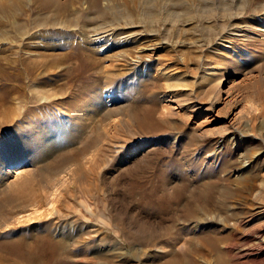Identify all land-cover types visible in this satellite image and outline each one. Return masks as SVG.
Segmentation results:
<instances>
[{
    "label": "rangeland",
    "instance_id": "obj_1",
    "mask_svg": "<svg viewBox=\"0 0 264 264\" xmlns=\"http://www.w3.org/2000/svg\"><path fill=\"white\" fill-rule=\"evenodd\" d=\"M61 2L67 8L59 19L71 18L70 25L38 28L31 5L18 13L35 34L31 59L39 51L48 62L53 53L68 59L54 67L46 61L41 76L22 75L20 114L0 118V241L28 239L44 225L57 232L84 227L94 255L107 249L112 264H181L170 236L168 248L146 246L134 231L143 222L167 225L170 217L178 219L171 237L182 225L194 227L181 216L184 203L196 202L190 192L164 205L166 178L169 191L176 183L188 191L215 184L212 200L224 202L207 203L198 224L223 228L224 239L214 251L197 247L190 264H220L219 257L264 264V0ZM107 26L115 31L93 43L92 32ZM138 29L149 35L123 38ZM143 44L155 50L140 65L113 60ZM107 67L119 74L110 82ZM24 192L43 215L21 206L30 205ZM248 245L251 256H242Z\"/></svg>",
    "mask_w": 264,
    "mask_h": 264
},
{
    "label": "bare ground",
    "instance_id": "obj_2",
    "mask_svg": "<svg viewBox=\"0 0 264 264\" xmlns=\"http://www.w3.org/2000/svg\"><path fill=\"white\" fill-rule=\"evenodd\" d=\"M68 1L72 2L74 0H68ZM30 5L32 9L38 12L35 16L38 19L35 20V23L37 24L38 28L47 27V26L49 27L57 26L59 25V23L62 22L70 25V21H71V18H67L64 21L59 19V17L64 14L67 8L64 2H61V0H0V118L3 120V122L4 121L7 122L8 120L13 119V116H15L16 114L14 111H16L17 109L19 110L18 112H21V108H23L22 107L23 104L21 103H23L24 100V95H22L24 91L22 93L20 92L21 89L19 85L22 82L21 80L22 75L24 74H27V76L30 74L40 75L41 70L38 73L37 70L42 68L43 63L45 65L47 64L46 61L48 62V60L45 59L47 58V56L42 51H39V54L36 55L37 57H34L32 59L30 57L33 51L29 50V45L30 47L38 46L37 42L33 45L31 44V42H33L31 41V39L35 36V34L28 27H26L25 20H23L21 16H18L19 12H25L26 10L25 7ZM51 6H53L54 8L49 9V7ZM60 26H64V25H60ZM113 30L114 28L110 26L95 29L92 32V36H91L92 42L100 43L103 40V38L106 37L107 34L113 33ZM148 35H149L148 32L138 29L134 33L125 35L123 38H125L130 43L135 41L136 39L137 40L135 42H138V40H142L146 38ZM154 50L155 47H153L151 44H143L137 46L136 49L134 50L135 52L133 51L134 53L119 50L117 51V53L111 55L113 57V60L115 61L119 60V63L121 64L129 63L134 66H138L143 62L144 55L152 54ZM50 59H52L51 60L52 62L49 61L48 66L54 67L56 66L57 63L61 61V59H68V58L64 53H56V54L53 53L51 54ZM85 65H87V62ZM18 66H21V71H18L19 70ZM108 66L111 68L114 67V65H108ZM109 67L107 68L109 69ZM111 68L109 69V71L111 70ZM109 71L106 77L109 79L110 82L111 79L114 78V76H118L119 74L117 72L111 73V71L110 72ZM11 80L14 83L11 82ZM112 93H113L112 90H108L107 93H105V95H107V97H110ZM39 94L40 93H38V95ZM39 96L41 97L40 98L41 100L46 99V95L40 94ZM13 103L15 104V106H13ZM180 106L182 107L184 106V104L183 105L181 104ZM19 114L20 113H18V115ZM18 115L16 114V116ZM230 135H233V133L231 132ZM229 138L232 139L233 137L230 136L228 137V139ZM140 165L142 164L140 163ZM139 166L137 169L141 168ZM142 168L140 169L141 171ZM21 171L22 170H18L16 171V173L19 174ZM23 181L25 182V180ZM140 183L138 181H135V189L138 188V184ZM162 184L164 185V187L166 186L162 191L163 192L162 196L164 200L163 203L164 205H166L167 208L170 207L169 200L171 201V203L173 201L179 202L184 198L186 192L191 193L192 201H196V202L184 203L182 206L183 212L181 216L184 217V221L188 222L192 220L194 222V227L191 228L186 224L182 225L183 227H180V230L178 229V232L176 233L174 232L176 235L174 234L175 236L171 237L173 234L172 224L174 225L177 224L176 223V221L178 220L177 217L174 219H172L171 217L167 218L166 220H169V223H167V225L164 226L161 224V222H154V223L143 222L138 225H135L134 231L138 235L144 237V239H142L143 241L149 243L146 244V246H150V245L156 246L158 244H161L162 248H166V247L168 248L167 240H169V236H170V240H171L170 244L174 245L182 252V257L180 258L181 262L179 261L181 264L191 263L192 257L190 256V254H192V252L197 250V247L201 249L205 248L207 250H213V251L217 250L219 241H221V239L224 237L222 234V232H224L222 231L223 228L221 227L222 229H219L218 227H213L209 223L198 225L200 222L202 223L204 220L202 216L207 209L206 208L207 203L214 202L213 205L215 206L218 205L216 207H224V202L218 204V201L212 200L213 193L216 191L215 190L216 185L202 184L201 186H198L195 189H191L190 191H188L187 183L183 182V183H176L171 187V190L169 191L170 187H168V179L166 180L165 178L164 181L162 180ZM24 185L22 184V187ZM151 192H153V190ZM25 194L26 193L24 192V195ZM25 196L27 197V199L29 198V196L27 195ZM35 199L31 201V199L29 198L28 201H30L29 202L30 205L27 204L26 201L25 204L23 200H20L22 201V203L25 204L21 206L23 207L32 206L34 208V212L33 213L31 212V214H34L35 216L38 215L40 217L41 215H43V213L41 212L37 213V212L39 206L41 205H38V202ZM16 200L18 201V199ZM54 200L55 197L53 196L49 203L50 207H53ZM31 214L29 213L28 215L26 214L28 217L27 219H32ZM35 216L33 218H36ZM161 220H163V216L160 218V221ZM8 221L9 219L6 220V222ZM170 221L174 223H170ZM234 226L235 227H231V228L236 229V231L239 232L242 231V227L240 225L234 224ZM196 227L197 229H195ZM83 228L82 229L74 228L72 230L67 229V231L61 230L57 232L55 229L49 228L48 226L44 225L39 227V229L42 231L36 232L35 229L34 232L29 234L28 239H26L23 235H18V237L8 235L4 240L0 241V264H49L50 262L51 263L53 262V264H112L111 262H113L112 259L113 254H108L109 251H107V249L104 253H99L96 250L97 251L96 255H94V251H93L94 248L91 249V246H89V243L94 239L85 237L84 235H86L87 233L85 228L84 229ZM90 236L92 237V235ZM180 238L182 239L184 238V239L182 241H178L181 240ZM262 240H264V237L260 239V241ZM80 249H82L81 252L79 251ZM243 253L244 254L242 256L250 255L251 245H248V247L244 248ZM77 255L78 256L80 255V259L82 258L80 261H78L77 259L74 260L73 257H77ZM94 259L95 260L98 259V260L95 262ZM218 260L220 264H223L224 261L223 259L219 257ZM174 263H178V258L169 259L165 261L163 264H174Z\"/></svg>",
    "mask_w": 264,
    "mask_h": 264
}]
</instances>
